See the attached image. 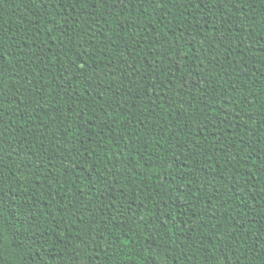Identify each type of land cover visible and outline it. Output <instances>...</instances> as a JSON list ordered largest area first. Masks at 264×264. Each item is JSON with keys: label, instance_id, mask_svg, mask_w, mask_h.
<instances>
[{"label": "trees", "instance_id": "trees-1", "mask_svg": "<svg viewBox=\"0 0 264 264\" xmlns=\"http://www.w3.org/2000/svg\"><path fill=\"white\" fill-rule=\"evenodd\" d=\"M0 264H264V0H0Z\"/></svg>", "mask_w": 264, "mask_h": 264}]
</instances>
